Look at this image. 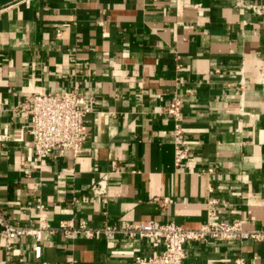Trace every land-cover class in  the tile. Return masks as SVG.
<instances>
[{
	"label": "crops",
	"instance_id": "obj_1",
	"mask_svg": "<svg viewBox=\"0 0 264 264\" xmlns=\"http://www.w3.org/2000/svg\"><path fill=\"white\" fill-rule=\"evenodd\" d=\"M244 3L264 8V0ZM263 24L264 11L235 0H0L5 215L23 225L42 215L56 228L154 220L198 229L209 219L264 227ZM74 87L96 97L81 152L57 149L36 161L22 106L35 93ZM175 92L191 151L180 167L164 113ZM104 177L106 201L92 190ZM210 198L218 201L211 218ZM16 245L14 264H131L162 248L62 230ZM186 251L185 264H233L238 255L264 264V242L188 241Z\"/></svg>",
	"mask_w": 264,
	"mask_h": 264
},
{
	"label": "built area",
	"instance_id": "obj_2",
	"mask_svg": "<svg viewBox=\"0 0 264 264\" xmlns=\"http://www.w3.org/2000/svg\"><path fill=\"white\" fill-rule=\"evenodd\" d=\"M243 6L262 14L264 8L258 4H245L244 0H235ZM264 28V24H263ZM61 30L58 35H61ZM96 97L93 94L82 93L77 87L62 92H39L31 95L22 109L30 117L29 144L34 149L35 160L42 161L51 156L57 149H68L74 155L81 152L86 140L84 117L94 111ZM184 106V98L175 92L167 105L164 113L174 122L171 131L174 144V162L180 167L190 155V146L186 137V128L181 117ZM207 173H213L210 167ZM92 190L95 196H103L105 201L112 196L106 177L93 183ZM163 205L171 204L174 199L163 197L160 199ZM217 199L210 198L207 201L208 215H216L215 206ZM39 209L43 211L45 205L41 204ZM0 226L1 237L4 242L5 259L2 264H14V259L21 255L16 241L22 237H32L36 242H41L45 232L55 233L62 230L66 236L76 233H85L90 237H104L108 240L120 238L148 239L152 241L155 249L148 255H135L131 264H185L187 259L186 243L188 241L204 242H230L247 241L264 242V227L246 228L242 221L234 222L213 221L209 219L198 229H186L175 222L158 224L154 220H142L125 225L107 224L103 227H92L86 220L78 225L74 221H64L59 228L54 227L50 221L40 215L37 224L23 225L9 220L5 215L0 203ZM233 264H247L246 259L238 255Z\"/></svg>",
	"mask_w": 264,
	"mask_h": 264
}]
</instances>
